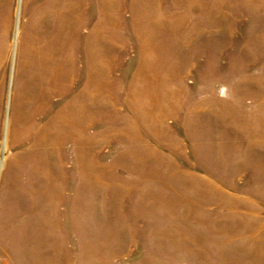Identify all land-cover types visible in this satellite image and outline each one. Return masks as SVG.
<instances>
[{"label":"rangeland","instance_id":"obj_1","mask_svg":"<svg viewBox=\"0 0 264 264\" xmlns=\"http://www.w3.org/2000/svg\"><path fill=\"white\" fill-rule=\"evenodd\" d=\"M18 5L0 0V264H264V0ZM46 59L63 72L22 96Z\"/></svg>","mask_w":264,"mask_h":264},{"label":"bare ground","instance_id":"obj_2","mask_svg":"<svg viewBox=\"0 0 264 264\" xmlns=\"http://www.w3.org/2000/svg\"><path fill=\"white\" fill-rule=\"evenodd\" d=\"M20 13H21V0H19V5H18V18H20ZM35 30L40 32L39 29H37V28H35ZM18 33H19V24H18V20H17L15 41L17 39ZM66 35H67V29L63 28V30L60 33V35L54 41L55 44L58 45L57 54L59 56L64 54V51L62 50V47H63L62 40L64 39V37ZM40 38L42 39V37H40ZM29 52L30 51H28V47L27 48L25 47V48H23L22 56H21V60H22L21 61V69L26 65V67H25L26 71H27L28 67L31 66ZM44 63H45V68L38 67L39 68V77H40V79L26 78V79L23 80V82L22 81L20 82V85H19L20 89L19 90H20V93H21L22 96L27 95L29 93L37 94V93L44 92L45 88L47 86L51 85V77L48 76V74H47L49 70L51 71V73L55 72V75H57L60 71L63 72V69H62L61 66L58 67L59 69L58 68L53 69L54 67H53L51 59H46L44 61ZM20 72H19V74H20ZM24 142H27V139H24ZM43 142H45V144H53L54 138H46L44 141L41 140L40 141V145ZM49 147H52V146H49ZM3 163H2V165H3ZM58 182L59 181H57V179H54L53 181H51L48 184L49 187L51 185V187L53 189V191H51L52 193L50 194L51 195L50 197L53 200L56 197V195L59 193L60 188H61V184L58 183ZM31 194L33 195L34 193H31ZM31 215L35 216L36 212L33 210L31 212ZM44 217H46V215ZM52 229H53V227L47 222H44L41 225V227L38 225V232L35 231V239L36 240L39 239V242H37L36 249H40L41 248L46 253H48V250L50 249V239H51Z\"/></svg>","mask_w":264,"mask_h":264}]
</instances>
